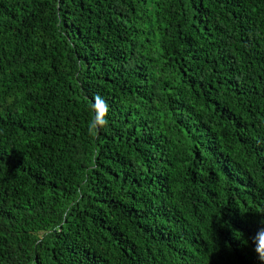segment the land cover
Masks as SVG:
<instances>
[{
  "label": "trees",
  "instance_id": "16d2710c",
  "mask_svg": "<svg viewBox=\"0 0 264 264\" xmlns=\"http://www.w3.org/2000/svg\"><path fill=\"white\" fill-rule=\"evenodd\" d=\"M261 221L264 0H0V264H264Z\"/></svg>",
  "mask_w": 264,
  "mask_h": 264
},
{
  "label": "clouds",
  "instance_id": "9594fccd",
  "mask_svg": "<svg viewBox=\"0 0 264 264\" xmlns=\"http://www.w3.org/2000/svg\"><path fill=\"white\" fill-rule=\"evenodd\" d=\"M92 108L94 110V115L92 119L88 122V131L90 135H95V133L105 127L108 124V113L109 107L107 102L97 94L93 98ZM264 223V221H261ZM254 242L256 243V252L259 255V258L264 260V228L258 230L255 237H253Z\"/></svg>",
  "mask_w": 264,
  "mask_h": 264
}]
</instances>
